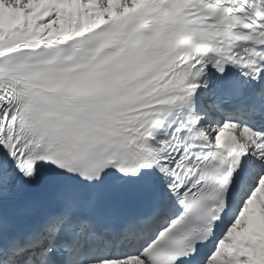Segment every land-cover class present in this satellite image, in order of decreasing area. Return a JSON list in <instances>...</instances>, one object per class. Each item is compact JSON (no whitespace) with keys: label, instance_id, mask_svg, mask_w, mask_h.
<instances>
[{"label":"snow or ice","instance_id":"1","mask_svg":"<svg viewBox=\"0 0 264 264\" xmlns=\"http://www.w3.org/2000/svg\"><path fill=\"white\" fill-rule=\"evenodd\" d=\"M0 264H264V0H0Z\"/></svg>","mask_w":264,"mask_h":264}]
</instances>
